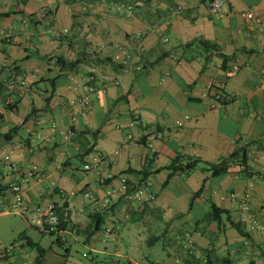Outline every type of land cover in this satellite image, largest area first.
Wrapping results in <instances>:
<instances>
[{
  "label": "crops",
  "instance_id": "obj_1",
  "mask_svg": "<svg viewBox=\"0 0 264 264\" xmlns=\"http://www.w3.org/2000/svg\"><path fill=\"white\" fill-rule=\"evenodd\" d=\"M212 1L0 0V199L37 228L51 205L68 220L60 244L83 234L126 260L99 264H264V0L219 16ZM238 148L244 161L203 169ZM177 155L201 162L168 169ZM35 256L17 244L0 264Z\"/></svg>",
  "mask_w": 264,
  "mask_h": 264
},
{
  "label": "rangeland",
  "instance_id": "obj_2",
  "mask_svg": "<svg viewBox=\"0 0 264 264\" xmlns=\"http://www.w3.org/2000/svg\"><path fill=\"white\" fill-rule=\"evenodd\" d=\"M57 236V234H51L41 226L37 228L34 224H30L19 211L0 214V241L2 244H23L25 249L33 254H36V244H38L52 255V264H64L65 260H68V264H99L104 261L105 257L108 260L126 261L122 258L90 252L89 244L84 242L85 235L83 234L78 235V241H74L66 234L68 241L61 244L56 242ZM62 236L64 237V235ZM26 240H30L32 245H28Z\"/></svg>",
  "mask_w": 264,
  "mask_h": 264
},
{
  "label": "built area",
  "instance_id": "obj_3",
  "mask_svg": "<svg viewBox=\"0 0 264 264\" xmlns=\"http://www.w3.org/2000/svg\"><path fill=\"white\" fill-rule=\"evenodd\" d=\"M224 1L225 0H213L208 8L209 13L214 16H219L220 10H221V7ZM117 9L124 12L126 15H130L133 10V6L131 4L120 3L117 6ZM241 17H243L244 20L249 21L253 19L255 16L252 11L248 10V11L242 12ZM129 61H130V55L129 53H125L122 59V63L127 64ZM144 67H145V64H140V63L133 65V68L135 70H141ZM16 79H18L19 82L23 83L22 76L17 75ZM87 89L91 90L92 88L88 86ZM221 89L222 87H219L217 89L214 88L213 90V97H214V100L217 102H222V100L224 99V94ZM157 135L159 136V133H157ZM94 159H96V161H100V158L96 157ZM83 167H84V170H88L90 168V164H85ZM26 175L27 177L32 178V177H38L39 173L36 170V167H33V169L29 171ZM12 189L16 192H19L21 190V187L19 185H14L12 186ZM84 195L86 197L91 196V191L86 190L84 192ZM248 196H249V193H246L244 197L241 198L240 207L243 211H247L249 209V205L247 202ZM19 206L20 205L18 201L12 204H5V202L2 199H0V213L16 212L19 209ZM43 222H44V229L46 231H48L49 233H55L59 237L64 238L62 235H60V230L58 229L59 218L56 212L54 211L53 206L50 205L43 210ZM16 247H17L16 243L2 244L0 241V258L7 256V254L15 250Z\"/></svg>",
  "mask_w": 264,
  "mask_h": 264
},
{
  "label": "trees",
  "instance_id": "obj_4",
  "mask_svg": "<svg viewBox=\"0 0 264 264\" xmlns=\"http://www.w3.org/2000/svg\"><path fill=\"white\" fill-rule=\"evenodd\" d=\"M74 1L75 0H68L69 3L74 2ZM87 1H89V0H87ZM93 1H95V0H93ZM110 1H114V0H110ZM111 3L112 2H110V4ZM114 3L117 4V2H114ZM199 43H200V45L203 48H205V46L208 47V48H210V49H214V48L216 49L217 48V46H216L215 43H212V42L207 41V40H200ZM220 57H222L223 58V61H225L226 57L224 55L220 54ZM244 153L245 152H244V149L243 148H241V149L238 148L234 152H232L228 157L223 158L218 163H207V162H204L203 169L211 170L212 174H214V175L215 174H218V173H221V172H223L227 168L228 161L230 159L238 158V160L240 162L241 161H244V155H245ZM179 158H180L179 155L175 156V158L171 161V163L168 165L167 168L170 169V170H176V169H188L189 170V169H192L193 167H195L199 162H201L200 159L196 158L194 160H191L189 162H186L184 165L181 166L179 164ZM176 163H178V164H176ZM210 211H211L210 212L211 213L210 214V217H211L210 219L211 220H216V221H219L220 215L225 212L223 209L218 208L214 204H211V210ZM56 214L58 215V218H59L58 229L59 230L65 229L66 226H67V224H68V220H66V218L65 217H62L60 214H58V213H56ZM92 217L94 219L93 221H95V219H97V218L100 219V215L98 213L97 214H93ZM99 225L100 224L98 223V220H97L96 224L94 225V228L92 229V232H95L96 230H98L99 227H100ZM232 225L236 229H238L240 231L239 226L236 223H232ZM241 233H243V232L241 231ZM51 234H54V233H51ZM63 240L64 239L61 238V237H59V236H57V238H56V242L57 243H60ZM26 243L28 245H32V243L30 242V240H26ZM44 252H45V249L43 247L39 246L38 244H36V256L34 258V263L33 264H42ZM8 255H9V253L7 254V256ZM5 257H3V258H5ZM3 258H0V259H3Z\"/></svg>",
  "mask_w": 264,
  "mask_h": 264
}]
</instances>
